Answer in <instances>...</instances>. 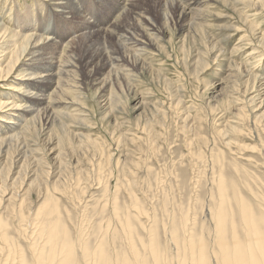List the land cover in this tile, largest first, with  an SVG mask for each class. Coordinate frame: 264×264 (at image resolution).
I'll use <instances>...</instances> for the list:
<instances>
[{
    "label": "rangeland",
    "instance_id": "374dc122",
    "mask_svg": "<svg viewBox=\"0 0 264 264\" xmlns=\"http://www.w3.org/2000/svg\"><path fill=\"white\" fill-rule=\"evenodd\" d=\"M124 1H66L72 13L60 15L50 0H0L7 32L0 59L12 31L26 35L15 28L16 13L55 30L54 65L73 66L60 87L34 91L44 92L46 106L56 102L47 119L22 97L28 68L40 62L21 50L23 39L14 53L20 60L0 75V100L31 107L16 128L0 132V194L12 196L11 212L4 199L0 206L7 225L0 263L32 264L34 246L50 254L42 230L51 225L56 247H71L76 264H87L82 250L98 245L109 264H155L152 246L159 264H219L220 205L230 248V218L245 238L237 199L264 216V0H198V19L178 18L172 0ZM138 21L151 27L143 37L132 28ZM81 58L93 64L94 79L81 72ZM40 206L51 212L48 222L36 216Z\"/></svg>",
    "mask_w": 264,
    "mask_h": 264
},
{
    "label": "bare ground",
    "instance_id": "6f19581e",
    "mask_svg": "<svg viewBox=\"0 0 264 264\" xmlns=\"http://www.w3.org/2000/svg\"><path fill=\"white\" fill-rule=\"evenodd\" d=\"M50 1H53L54 2V7L57 9V13L60 12V15H64V14H69V13H72L71 11V8L69 7L68 4H70V1L69 0H50ZM66 1H68L66 4ZM126 1V0H125ZM124 1V2H125ZM172 2L174 3V7L176 9V14H177V17L178 18H184L185 16H191V15H195L197 17V19L200 17V10L197 8L199 7L200 5L203 4L200 3V1L198 0H172ZM127 3V2H126ZM205 3V2H204ZM44 5V4H43ZM68 5V6H67ZM201 9V8H200ZM12 11V9H10ZM119 13V12H118ZM14 14V13H13ZM26 16V15H24ZM125 16V15H124ZM12 18V17H11ZM27 17H20V16H17L16 13L14 14L13 16V20H14V24H15V28L17 29V31H21V30H25V31H30V34H27L26 32V35H20L22 33L20 32H15V31H12V33H10L9 35V38L7 39V42L4 43V48L2 51V53L4 52L5 55L3 56L2 59H0V75L3 73L5 75H8L10 73V71L12 70V67L14 66V63L17 62V57L19 53H16L14 54L16 51H18V47L21 46H18V40L19 39H23L25 41V48H21V50L23 51L24 49V53H29L27 54L28 57L30 58V56L32 55V57H34V59H37L39 60V65L36 67V69H32L31 67H29V65L27 64V66L29 67L28 68V72L26 75V80H25V83H26V90L23 91V99H24V103H30V104H35L37 105V107H42V110H43V115L42 117L44 116L45 118H51V114L53 113L52 111V108H53V105L56 103L54 101H50V104L49 106H46V103L45 101H42V100H39L40 97H43V91H41L39 94L35 93L36 90H40V89H48L53 85V82L57 85L59 83V86H61V83H62V78L68 76L69 73H66V70L67 69H71L73 66L67 64V63H62L61 61V64L59 65V67H56L54 65V57H52V54H54L53 52L55 51L56 53V45L55 43L52 42V39H54V31L53 29L50 28H41L39 26V24H36V22H33L32 24L30 23V25L28 24H25V19ZM29 19V17H28ZM41 19V18H40ZM38 19H36L37 21ZM42 20V19H41ZM29 21V20H28ZM27 21V22H28ZM143 21V20H142ZM142 21H138L136 22V24L133 25V30L136 34V36L138 37H143L145 35V33L149 32L150 28L149 26L147 25H144V23ZM150 22V20H149ZM42 23V22H41ZM120 23V22H119ZM132 23V22H131ZM123 24V23H121ZM149 24V23H148ZM152 26V25H151ZM86 28V27H85ZM154 28V27H153ZM131 29V28H130ZM122 30V29H121ZM23 32V31H22ZM39 32V34L37 35V33ZM123 32V31H122ZM91 33V32H90ZM118 33V32H117ZM129 33V32H128ZM7 34V32L4 30V27H2L0 29V40L4 39V35ZM116 34V33H115ZM149 34V33H148ZM147 34V36H148ZM151 34V33H150ZM153 34V33H152ZM151 34V35H152ZM43 35V36H42ZM119 35V33L117 34ZM150 35V36H151ZM42 36V37H41ZM146 36V37H147ZM38 37H41L42 39H38ZM134 37V36H133ZM83 38V37H81ZM119 38V37H118ZM71 39V38H70ZM73 39V38H72ZM126 39V38H125ZM22 40V41H23ZM74 40V39H73ZM4 41V40H3ZM79 42V41H78ZM127 42H129V45H131V48L133 49H136V50H141L142 49V46L141 45V40H138V39H134V38H129L127 39ZM24 43H22L23 45ZM70 44H74V42H71ZM144 45V44H143ZM17 47L16 50H14L15 48ZM99 47V46H98ZM124 48V47H123ZM54 49V50H53ZM121 49V48H120ZM66 50V49H65ZM112 50V49H111ZM127 50V49H126ZM20 51V50H19ZM104 51V50H103ZM113 51V50H112ZM21 52V51H20ZM23 52H21V54H23ZM47 52H49V54L51 56H49V58H46L47 56H45L47 54ZM68 52H72V50L70 49ZM45 53V54H43ZM142 53V52H141ZM13 54L15 55V57H13ZM104 54V53H102ZM101 54V55H102ZM1 55V54H0ZM71 55V54H70ZM74 55V54H73ZM99 55V54H98ZM42 56V57H41ZM67 56V55H66ZM1 57V56H0ZM65 57V56H64ZM82 57V56H81ZM106 57V56H105ZM111 57V56H110ZM134 57V56H133ZM139 57V55H138ZM92 58V57H91ZM90 58V59H91ZM97 58V57H96ZM112 58H116V57H112ZM32 59V58H31ZM65 59V58H64ZM70 59V58H69ZM122 59V58H121ZM125 59V58H124ZM141 59V58H140ZM20 60V59H19ZM36 60V61H37ZM82 58L80 59L79 61V66L81 68V72L84 73V76L88 77L89 79H94L96 76L94 75L93 76V73H92V65L91 63H89L88 60H85L84 59V62L82 60ZM117 60V59H116ZM28 62L29 59L27 60ZM92 61V59H91ZM118 61V60H117ZM123 60H120V62H122ZM32 62V61H31ZM101 62V61H100ZM99 62V63H100ZM113 60H111L110 63H112ZM136 65H138L139 63V58L138 60H135L134 61ZM143 62V61H142ZM69 63V62H68ZM33 64V63H32ZM36 64V63H35ZM16 65V64H15ZM58 65V64H56ZM75 65V64H74ZM108 65V64H107ZM76 66V65H75ZM74 66V67H75ZM55 67H56V72H54L55 70ZM103 67H105L104 65L101 66L100 69H103ZM14 68V67H13ZM34 68V67H33ZM76 68V67H75ZM78 68V67H77ZM138 68V67H137ZM42 70V71H40ZM238 70V69H237ZM40 71V73H39ZM102 71V70H101ZM8 73V74H7ZM73 73V72H72ZM70 76V75H69ZM77 77V76H76ZM232 77V76H231ZM6 78V77H5ZM0 79H4L3 76H0ZM60 79V80H59ZM69 79V78H68ZM60 81V82H59ZM71 81V80H70ZM69 82V81H68ZM263 83L264 82H260L259 81V84L260 86L262 87L263 86ZM68 86V84H67ZM56 87V86H55ZM56 89V88H55ZM54 89V90H55ZM61 89V88H60ZM59 89V90H60ZM58 89H56L57 91ZM239 90V89H238ZM35 91V92H34ZM55 92V91H54ZM260 93V92H259ZM56 95V94H55ZM54 97V96H52ZM10 99V98H9ZM53 99V98H52ZM8 99L6 100H0V112H2V116H0V132L3 131V132H6L7 130H9V128H11L13 126V128L17 127V123H21L22 120L25 118L24 116L26 115V113H30V110H26V109H29L31 108L30 106H27V108L25 107V105H16V104H13V103H10L7 101ZM45 106L43 107L42 105ZM260 104V103H259ZM262 105V103H261ZM257 106V104H256ZM259 108V107H258ZM263 108V107H262ZM40 109V108H39ZM5 110V111H4ZM41 110V109H40ZM41 110V111H42ZM260 110V108H259ZM4 111V112H3ZM10 111V112H15L16 114L14 115H9L7 114V112ZM39 111V110H37ZM40 111V112H41ZM49 111L51 112V114H49ZM6 114V115H4ZM40 116V113H38ZM36 117H37V114H35ZM4 116V117H3ZM46 118V119H47ZM39 119V118H38ZM18 121V122H17ZM12 128V129H13ZM11 130V129H10ZM8 137V136H7ZM6 138V137H5ZM3 139V138H2ZM0 140V152H1V149L4 148V142L3 140ZM12 139V138H11ZM8 140V139H7ZM4 150V149H2ZM40 172V171H39ZM218 183V182H217ZM247 186V185H246ZM225 186L224 184L220 181L219 182V191L221 192H224L225 191ZM247 188V187H246ZM224 189V190H223ZM234 190V189H233ZM0 191H2L0 189ZM220 193V197L223 196L222 193ZM235 192V191H234ZM218 193V194H219ZM237 193H239L237 191ZM239 196L241 195L240 193L238 194ZM235 196V195H234ZM225 197V196H224ZM242 197V196H241ZM254 197H256L254 195ZM235 197H233L234 199ZM2 199H4V203L6 204L5 205V209H7L8 211H12L11 210V204H12V196H8L7 194L6 195H1L0 194V206L2 205ZM48 202H49V199L47 198L46 199ZM225 200V199H224ZM228 200V199H227ZM256 200V199H255ZM236 201V200H235ZM234 201V202H235ZM244 198L243 200L242 199H237V206H238V218L240 220V222L244 225V230L242 229V232H245V238H244V241H240L236 236V229H235V224L234 225V219L230 218L229 219V227H230V231H231V243H232V246L230 248V245L227 243V241L224 239V235L226 236V234H228L226 231H225V228L227 227L226 226V223L228 221L227 219V214L226 212L224 211L223 208H221V205H220V208H218L219 210L216 212L215 216H214V221L216 223V234H217V245L219 247V260H220V263L219 264H264V216H262L261 214L260 215H254L253 214V211L251 210V208L249 207V205H247L245 202H244ZM248 201V200H247ZM226 203L228 201H225ZM259 202V201H258ZM236 203V202H235ZM261 203V202H259ZM257 203V205L259 204ZM256 204V203H255ZM229 205V204H228ZM227 205V206H228ZM256 205V206H257ZM260 206H262L260 204ZM47 207V206H46ZM45 206H40L38 208V212L36 214L37 217L39 216H43V217H46L47 219V222L49 220V217L51 216V212H44V209L46 208ZM230 207V206H229ZM255 207V205H254ZM259 207V206H258ZM234 208H231L230 210L233 212ZM229 210V209H228ZM229 210V211H230ZM261 210V209H260ZM263 211V209H262ZM231 213V212H230ZM234 213V212H233ZM264 213V212H263ZM231 217V215H230ZM41 218V217H40ZM233 218L234 217V214H233ZM212 219V218H211ZM213 221V222H214ZM6 222H4L2 220V218H0V240H2V242H5L6 241V238H5V233L4 231L2 230V228H5V226H7L5 224ZM228 225V224H227ZM238 226V224H237ZM236 226V227H237ZM227 229V228H226ZM129 230V229H128ZM127 230V231H128ZM174 230V229H173ZM186 231V230H185ZM43 233H46L47 234V243H46V247H47V244L49 246L48 249H50L49 251L50 254L48 253L47 255H44L42 254V251H38L37 249V246L34 248H32V251H33V257H32V264H76L75 263V257L73 258V256H75L72 252V249L71 247H67V249L64 250L63 247H59L57 248L56 245H57V242L58 240L55 239L53 237V233H54V229L53 227L50 225V226H47V228L43 229L42 230ZM175 232V231H173ZM185 233V232H184ZM129 234V233H128ZM131 234V233H130ZM129 234V235H130ZM175 234V233H172V235ZM186 234V233H185ZM128 235V236H129ZM58 236V235H57ZM131 236V235H130ZM129 236V237H130ZM174 236V235H173ZM43 237V238H44ZM56 237V236H55ZM190 237V236H189ZM239 237V236H238ZM216 238V237H215ZM241 238V237H240ZM63 239V238H61ZM172 239V238H171ZM43 240V239H42ZM57 240V241H56ZM177 241V239H175ZM46 241V240H45ZM63 241V240H61ZM173 241V240H172ZM175 241V242H176ZM65 242V241H64ZM192 242V241H190ZM41 243V242H40ZM43 243L44 240H43ZM63 243V242H62ZM61 244V243H60ZM67 244V243H66ZM65 244V245H66ZM189 244V243H188ZM41 245V244H40ZM44 245V244H43ZM63 244V246H65ZM69 245H71L69 243ZM73 245V244H72ZM62 246V245H60ZM191 246H192V243H191ZM198 246V245H197ZM41 248H43L41 246ZM40 248V249H41ZM185 248V247H184ZM30 249V248H29ZM37 249V250H36ZM46 249V248H45ZM85 250H82V254L85 256V259L84 261L86 260L87 264L89 263L88 259H94L95 263L93 264H107L108 261L110 260V258L108 259L107 258V255L106 253L104 252V249L101 245H98L97 249L94 251V253H90L89 250L87 251L86 248H84ZM190 249V248H188ZM133 252L135 251V249H132ZM148 250H150V255L152 258H154L156 261L154 262L155 264H159L157 258L159 259V255H158V251L156 250V248L154 246L150 247ZM187 250V249H186ZM200 252V257H201V260H203V256L205 255L203 253V249L202 247L200 246V248L198 249ZM47 251V250H46ZM48 251V252H49ZM60 252V254H55L57 252ZM64 251V252H62ZM190 251V250H189ZM36 253V254H35ZM135 253V252H134ZM189 254H192L193 255V252H188ZM136 254V253H135ZM188 254V255H189ZM134 255V254H133ZM138 257V256H137ZM140 257V256H139ZM144 257V256H142ZM183 257V256H182ZM190 257V256H189ZM188 257V259H189ZM198 257V256H196ZM87 258V259H86ZM123 257H121L122 259ZM18 259H20L18 257ZM125 259V258H124ZM136 259V256L134 257V260ZM142 259V258H141ZM182 259V258H181ZM13 260V259H12ZM91 260V261H92ZM130 260V259H129ZM145 260V259H144ZM143 260V261H144ZM183 260V259H182ZM213 260V259H212ZM18 262V260H16ZM112 261V260H110ZM128 260H123L119 263V264H127ZM132 261V260H131ZM139 261V259H136L135 261V264L136 262ZM8 262V259L7 261L3 262V263H0V264H7ZM11 262V260H10ZM16 262V263H17ZM117 262V261H115ZM129 262V261H128ZM133 262V261H132ZM131 262V263H132ZM146 262V260H145ZM189 262V260H188ZM130 263V262H129ZM130 263V264H131ZM134 263V262H133ZM143 264L142 261L139 262V264ZM184 263V262H183ZM12 264H15L14 262H12ZM17 264H27L25 262L22 261H19ZM86 264V263H85ZM92 264V262H91ZM109 264V263H108ZM112 264V263H111ZM118 264V263H116ZM146 264V263H145ZM198 264V263H197ZM199 264H204V262L200 261Z\"/></svg>",
    "mask_w": 264,
    "mask_h": 264
}]
</instances>
